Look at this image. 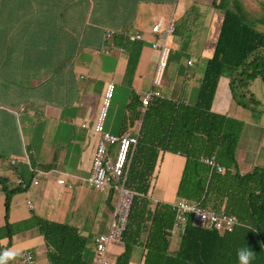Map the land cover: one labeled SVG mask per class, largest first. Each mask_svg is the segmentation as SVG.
Here are the masks:
<instances>
[{
    "label": "crops",
    "instance_id": "crops-1",
    "mask_svg": "<svg viewBox=\"0 0 264 264\" xmlns=\"http://www.w3.org/2000/svg\"><path fill=\"white\" fill-rule=\"evenodd\" d=\"M195 6L190 0H0V177L10 190L19 188V181L26 185L12 198L10 224L27 222L36 215L75 227L87 240L86 256L91 255L93 264L94 240L109 231L116 208L112 204L115 194L100 193L88 184L100 140L94 128L106 87L115 85L104 125V131L114 136L140 131L143 120L136 118L134 100H141L151 90H159L172 101L196 104L203 80L201 64L205 71L215 47L198 53L192 74L179 71L174 76L170 68L166 76L175 47H181L182 52L192 49L187 41H194L190 38L197 31L194 24L187 25L186 36L178 28L185 19L189 21ZM209 9L213 10L208 37L216 33L217 42L224 16L213 6ZM204 13L208 14L206 10L199 14ZM159 19L175 21L176 34L167 39L172 53L163 82L155 87L159 53L152 48L157 36L151 29ZM108 31L115 33L113 47L106 42ZM136 34L144 40L136 41L141 51L130 82L126 80L129 53L120 37ZM107 49L109 53L104 52ZM187 65L194 67L195 62L188 59ZM167 79L171 83L169 97L162 89ZM116 92L122 99L118 96L113 103ZM146 110L141 106L142 113ZM211 110L243 123L236 152L240 173L264 168V130L257 144L258 131L247 128L253 111L233 100L226 77L218 83ZM249 163L246 170L243 165ZM185 165L184 156L161 151L148 195L152 205H172L179 200ZM5 203L6 192L0 184V229L7 224ZM104 220H108L106 225ZM170 236V252L175 253L183 235L170 231ZM175 238L179 239L176 246ZM28 250L36 255L37 264H50L38 229L23 231L12 239L0 237L3 264H21V255ZM124 251L123 243L112 244L110 264ZM144 259L143 249L138 247L130 264H143Z\"/></svg>",
    "mask_w": 264,
    "mask_h": 264
},
{
    "label": "trees",
    "instance_id": "trees-1",
    "mask_svg": "<svg viewBox=\"0 0 264 264\" xmlns=\"http://www.w3.org/2000/svg\"><path fill=\"white\" fill-rule=\"evenodd\" d=\"M240 3L241 0H214L212 4L224 18L196 104L155 99L142 113L141 100H134L136 118H142L143 122L127 171L126 187L134 193V199L121 242L125 251L115 264H130L138 247L144 252L143 264H240L238 250L241 249L253 252L250 264H264V168L240 173L236 152L243 123L211 110L222 77L230 80L233 100L240 107L254 112L263 105L250 87L257 78L264 83V32L257 29L264 18L251 23L246 15L232 8L242 12ZM122 36L123 47L129 53L126 80L131 82L141 44ZM161 151L186 158L178 199L235 215L240 226L233 233L220 235L201 230L193 226L190 216L178 251L170 252V231L176 212L170 204L152 205L148 199ZM212 157L222 172L204 163L203 159ZM0 184L6 192L7 221L0 229V237L12 239L36 228L45 239L50 264H92L86 257L87 240L75 227L36 215L27 222L10 224L12 198L21 188L10 190L1 177ZM2 261L0 255V264Z\"/></svg>",
    "mask_w": 264,
    "mask_h": 264
},
{
    "label": "built area",
    "instance_id": "built-area-1",
    "mask_svg": "<svg viewBox=\"0 0 264 264\" xmlns=\"http://www.w3.org/2000/svg\"><path fill=\"white\" fill-rule=\"evenodd\" d=\"M151 30L157 36L156 41L152 43V48L159 53L154 86L160 87L172 53V48L169 46L167 39L175 34L176 23L173 20L166 23L159 19L152 25ZM114 35L115 33L112 31L106 33V42H109L111 47H113L111 40ZM126 37H129L132 42L144 40L140 34L126 35ZM104 52L109 53L108 49L104 50ZM114 90L115 85L109 83L106 87L103 106L94 128V131L100 135V140L96 147L88 184L100 193L117 194L118 203L109 231L106 234L97 236L94 240L95 257L93 264H110L108 258L109 248L114 243L122 242L134 199V193L126 187V182L129 163L138 145L140 131L137 134L126 133L123 136H114L104 131L107 111ZM155 99H164V95L156 89L147 92L141 99L142 107L147 109ZM113 148H115V151H113ZM113 154H115V157H113ZM203 161L209 166L216 168L218 172H222V167L216 163L214 157L203 159ZM58 183L64 184V181L59 180ZM18 185L24 189L26 187L22 181H19ZM28 204H31V202H28ZM172 207L176 212L175 222L171 229L173 235H184L190 216L193 217L194 227L206 231H216L220 235L233 233L240 226V222L235 215L226 214L223 211L217 212L210 209V207H202L186 199L177 200L172 204ZM21 264H37L36 255L33 251L28 250L22 253Z\"/></svg>",
    "mask_w": 264,
    "mask_h": 264
},
{
    "label": "rangeland",
    "instance_id": "rangeland-1",
    "mask_svg": "<svg viewBox=\"0 0 264 264\" xmlns=\"http://www.w3.org/2000/svg\"><path fill=\"white\" fill-rule=\"evenodd\" d=\"M190 1H192L193 5H196L195 6L196 9H195V11H190L191 13H190L189 21L187 19L184 20V22H183L184 28H182V25H179L178 29L182 28L183 32H184L183 34H185V36H186L187 33H185V31L187 29V25L189 23L194 24L193 27L197 31L194 32L190 37L191 39H194V41L192 43L190 40L187 41V44L189 45V43H190V46L192 47V49L188 48L189 51L187 50L186 52H184V51L182 52L181 47H175V52L173 53V57H171L172 59L170 61V67H169V69H167L168 70V74L166 75L167 77L171 71L170 68L173 69L174 76L177 75V73H179V71H181L182 74H184V73L189 74V75L192 74V72L195 71V67H197V65H198V60H197V57H199L198 53L199 52L202 53L203 50L210 52L211 49H213L215 47V44H216V38H215L216 33L213 34L214 36L211 39H209V37H208L209 26H210V17H211L210 11L213 10V9H209V7L212 6L214 0H190ZM263 1L264 0H241L240 11H242V12H239L238 9L235 7H232V8L234 10H236L238 14L246 15L249 18L248 20L251 23H254L256 20L264 18V16H263L264 15V7L262 6ZM205 7H207V9H205ZM205 10L208 12V14L207 13L199 14L200 12L205 11ZM191 16H193V17H191ZM263 23L257 24V29L261 32H264V24ZM201 26L203 27V29L201 31H199L197 28H199ZM217 31H220V28ZM125 38H127V37H125ZM127 39L130 41L129 38H127ZM188 59L195 62L194 67L187 65ZM201 67H202L201 73L204 76V71H203L204 70V64L203 65L201 64ZM170 87H171V83L169 82V79L165 80V83H164V86L162 89H163L165 95L168 97H169ZM250 90L254 94L256 99L261 101L263 104L260 106V108H258V111H254V112L250 113L253 116L252 119L250 120L251 125H248L249 122L247 123V128L249 130L252 129L254 131H258V133L256 134L255 141L257 142V144H260L261 139H262V134H263L262 130H264V119H263L264 118V83L261 81L260 78H257L255 81L252 82ZM118 94H119L118 92L115 93V96L113 98V103L115 101L119 100L118 96H120V98L122 99L121 95H118ZM111 103H112V101H111ZM107 114H108V111H107ZM246 121H248V120H246ZM262 154L264 155V153H262ZM113 157H115V154H113ZM250 164L251 163H249L248 166L243 165V167L246 170H248L251 167ZM102 195L103 194H101L99 196L103 197ZM117 201H118V196H117V194H115L114 197L112 198V204L117 205V203H118ZM107 214H110V212L102 213L101 218H106ZM108 220H104L103 225H106ZM104 231L105 230H101V233H104ZM172 241H174V246H176V243L179 242V239L175 238ZM86 257L88 260L92 259L91 255L86 256Z\"/></svg>",
    "mask_w": 264,
    "mask_h": 264
},
{
    "label": "clouds",
    "instance_id": "clouds-1",
    "mask_svg": "<svg viewBox=\"0 0 264 264\" xmlns=\"http://www.w3.org/2000/svg\"><path fill=\"white\" fill-rule=\"evenodd\" d=\"M253 258V252L248 249L238 250V259L240 264H250L251 259Z\"/></svg>",
    "mask_w": 264,
    "mask_h": 264
}]
</instances>
